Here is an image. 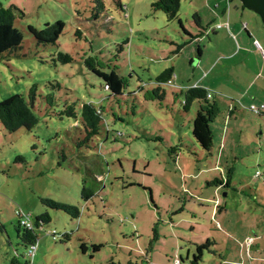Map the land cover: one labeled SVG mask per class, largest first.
I'll return each instance as SVG.
<instances>
[{"label":"rangeland","instance_id":"374dc122","mask_svg":"<svg viewBox=\"0 0 264 264\" xmlns=\"http://www.w3.org/2000/svg\"><path fill=\"white\" fill-rule=\"evenodd\" d=\"M0 1L24 12L14 24L24 37L21 47L0 60V101L16 93L27 97L36 85L38 118L31 130L8 132L0 123V264L14 259L31 264H174L180 255L191 258L194 243L206 238L215 244L203 250L199 264H264V109H250L264 101V26L255 11L242 7L240 0H180L179 19L192 33L196 10L204 24L226 10L251 28L255 17L260 29L254 36L261 46L258 54L241 52L237 59L245 63L220 61L205 78L219 87L216 97L222 98L210 123L214 150L206 155L192 134L198 102L185 110L176 86L194 84L217 54L209 37L175 52L189 37L177 19L168 20L152 7L155 0ZM59 20L64 28L55 45H37L27 30ZM224 33L220 30L219 37ZM197 45L201 64L192 52ZM58 51L73 61H53ZM89 57L106 71L118 68L125 79L121 96L104 89L86 64ZM168 67L174 70L172 83L158 95L155 77ZM48 94L54 96L53 106L46 102ZM73 102L79 118L83 102L101 106L103 114L91 149L81 150L96 154L102 168L101 187L87 201L81 196L82 179L88 187L93 182L82 172L88 163L77 152L80 120L57 115ZM214 178L224 184L208 185ZM47 199L76 206L80 215L54 209ZM17 211L33 222L41 214L50 217L34 226L38 240L32 256L17 238ZM49 230H56L58 238Z\"/></svg>","mask_w":264,"mask_h":264},{"label":"trees","instance_id":"16d2710c","mask_svg":"<svg viewBox=\"0 0 264 264\" xmlns=\"http://www.w3.org/2000/svg\"><path fill=\"white\" fill-rule=\"evenodd\" d=\"M179 5L180 0H155L152 3V7L155 10H161L166 15L168 20L177 19L185 35L190 38H188V40H186L183 44H178L175 52H179V50L188 42L204 35L208 28H210V24H212V21L202 24L199 13L196 10V12L193 13V23L198 31L196 34H191L186 28H184L181 20L179 19ZM23 15V10L17 5L10 4L6 7L0 1V60L8 59L10 56L16 53V50L21 47L24 37L22 32L14 27V24L16 19ZM63 28L64 23L59 20L53 23L47 22L42 28L28 26L27 30L33 36L37 45L46 46L49 44H57V40L59 35L62 33ZM52 60L61 63H69L73 61V58L67 52L58 51ZM86 64L88 65L89 70L102 80L104 89L110 91L111 95L121 96L123 94L125 79L119 75L117 67H114L110 71H106L101 65H98L93 57H89L86 60ZM173 73V67H168L155 77V82L157 84L155 92L157 91L158 95L159 93L164 95L165 91L161 88L162 86L165 84L171 85ZM35 86L36 85H33L30 88L27 97L21 93H16L11 94L9 97L0 101V123L6 131L14 132L20 128L31 130L34 126H36L38 118L34 111V101L36 99ZM58 86L60 87L59 84ZM178 92L184 96L183 105L185 110H188V106L194 101L198 102L199 109L197 110L196 115L192 118V134L202 149L205 150V152H208L213 144V132L211 130L210 123L214 120L215 115L214 104L207 98L208 90L195 84L183 88L178 87ZM45 98L48 105L53 106L54 96L52 94H48ZM75 104L76 103L74 102L66 103L64 107L59 110L57 115L59 117L67 116L74 118L75 120H80L79 124L76 125V129L80 134H82V137L78 138L76 143L78 156L80 157L82 163H88L92 166L86 164L83 168L85 170H82L80 167L76 168V170L78 172L81 170L82 172L84 171L83 173L88 175L93 182L91 186L88 187L84 184L86 181L85 178L82 179L83 184L81 196L84 201H87L92 198L96 191H98L101 187L102 181L100 180V175L102 173V168L100 161L94 159L96 154H83L81 150L84 148L87 150L91 149L90 141L100 132L101 124L103 122V114L101 106H97L93 102H83L81 104L79 118ZM19 159L23 160V157L19 156ZM228 182L229 181L227 180L226 185ZM207 184L220 185L224 184V181L220 180L219 178H214L213 181L207 182ZM150 200L152 202L151 196ZM44 202H46L50 207L57 210H62L74 218L80 215V211L76 206L67 203L56 202L51 199L44 200ZM49 218L50 217L48 214H41L36 217V220L33 222V224L34 226L38 227L41 223L48 221ZM16 234L20 243L25 244L27 249L32 244L36 245L38 237L35 233V229L33 228L29 230L25 228L20 223V219L18 220V225L16 227ZM61 235L66 238L68 237V233H63ZM211 244H215V241L210 240V238H206L200 243L195 242V248L191 258H183L182 256H179L178 258L183 264H199V261L202 259L203 250L209 248ZM99 247L100 245H95L93 246V249L98 250ZM151 249L152 241L147 244V249L144 253L146 261H149L147 257ZM11 263L31 264V260H27L25 263H20L17 259H14ZM106 264L118 263L110 260Z\"/></svg>","mask_w":264,"mask_h":264},{"label":"crops","instance_id":"0c3cea01","mask_svg":"<svg viewBox=\"0 0 264 264\" xmlns=\"http://www.w3.org/2000/svg\"><path fill=\"white\" fill-rule=\"evenodd\" d=\"M194 12H196V11H194ZM198 13H199V11H198ZM199 16L201 19V23L204 24L202 21V17L200 15V13H199ZM242 16H243V14L241 15V18H242ZM252 18L255 22L254 28H251L248 22L245 23V22L241 21L239 18L237 19L236 17H232L230 11H226V10L217 11V17L210 20V21H212V24H210V28H208V30L204 34L205 36L209 37V40H211V42L213 43L217 54H215L214 58L208 63L207 67L202 68L201 76L194 82V84H191V85L197 84V85L202 86L208 90V93H210V95H211L208 99L214 104V111H215L214 119L216 118L217 113L220 111L219 110V108H220L219 102L222 103V101H221L222 98L216 97L217 92L215 91V89L218 90L219 87L216 86L215 83H213V82H205V78H207L212 73V71L214 70V68L216 67V65L220 61H222L221 64H227V62H229V60L235 59L236 64L245 63L244 60H242V59L238 60L237 59L239 56H240V58H242L240 55L241 52H244L243 56H245L246 54H251V53H253V54L257 53L258 54V51L256 49L259 50V48L256 47L255 41H257L259 43V45H260V42L258 41L257 38H254V36H255L257 31L258 32L260 31V29L258 28L257 19L253 16H252ZM195 29L196 30L193 31V33L190 32L189 30L188 31L191 34H196L198 30L196 27H195ZM220 30L225 31V33L222 34L221 37H219ZM243 31H245L247 33V36L244 35ZM224 35L227 37V39H228L227 41L224 39ZM214 36H216V39L212 40ZM202 37H204V36L202 35V36L188 42L186 45H190L191 43L193 44L196 40L200 41ZM251 39H253V40H251ZM250 44L253 45L252 48L250 47ZM225 47H227V52H225L223 50ZM250 48L253 50H249ZM192 52L194 55H196L198 57V61H199L198 63L201 64L203 53L200 50V48L198 47V45L196 46V49L193 48ZM262 57L264 60V55ZM263 64H264V61L262 62V65ZM258 74H259V72H257L254 75V77L252 76L253 78L251 77L250 79L251 80L255 79V77ZM178 77L179 76L177 74L176 80H178ZM176 87L181 88V87H187V86H179L178 85ZM242 98H244V95L242 96ZM261 104H264V101L261 102L260 105ZM229 112L231 113V110ZM213 150H214L213 147H211L209 149V151L206 152V155H209V154L211 155L213 153ZM180 257H181V255H180ZM186 257H188V255Z\"/></svg>","mask_w":264,"mask_h":264},{"label":"built area","instance_id":"2783aa9c","mask_svg":"<svg viewBox=\"0 0 264 264\" xmlns=\"http://www.w3.org/2000/svg\"><path fill=\"white\" fill-rule=\"evenodd\" d=\"M255 45H256L257 48H259V49L261 48L260 45H259V43H258L257 41H255ZM261 52H262V54L264 55V51L262 50ZM169 82H170V81H169ZM210 96H211L210 93H208V94H207V98H209ZM250 109L255 110V111H257V112H261V111L264 109V104H261V105H259V106H255L254 104H252V105H250ZM16 213H17V215L19 216L20 223H21L25 228H27V229H29V230H31V229L34 228L33 221H32L27 215L22 214L20 211H17ZM48 233H49L50 235H52V237H53L54 239H57V238H58V232H57L56 230H49ZM251 240H252L251 238H248L246 241H247V243H250ZM35 249H36V245H34V244L30 245V246L28 247V249H27V255H28V256H32L33 253H34V251H35ZM174 264H183V263H181V261H180L179 258H176V259L174 260ZM184 264H190V263H184Z\"/></svg>","mask_w":264,"mask_h":264},{"label":"water","instance_id":"95a60500","mask_svg":"<svg viewBox=\"0 0 264 264\" xmlns=\"http://www.w3.org/2000/svg\"><path fill=\"white\" fill-rule=\"evenodd\" d=\"M242 7L255 11L261 18L264 26V0H240Z\"/></svg>","mask_w":264,"mask_h":264}]
</instances>
